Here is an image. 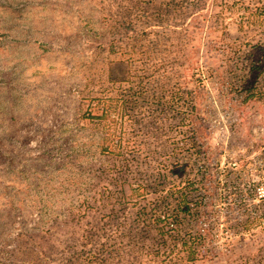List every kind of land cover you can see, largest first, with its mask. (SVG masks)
Masks as SVG:
<instances>
[{
    "label": "rangeland",
    "instance_id": "rangeland-1",
    "mask_svg": "<svg viewBox=\"0 0 264 264\" xmlns=\"http://www.w3.org/2000/svg\"><path fill=\"white\" fill-rule=\"evenodd\" d=\"M75 262L264 264V0H0V264Z\"/></svg>",
    "mask_w": 264,
    "mask_h": 264
},
{
    "label": "trees",
    "instance_id": "trees-1",
    "mask_svg": "<svg viewBox=\"0 0 264 264\" xmlns=\"http://www.w3.org/2000/svg\"><path fill=\"white\" fill-rule=\"evenodd\" d=\"M254 88L255 87H248V90H254ZM252 96V95H251ZM120 100H118L117 102V106H116V108L118 107V105H120V106H123V105H126L125 104V102L126 101H124V100H122V101H120ZM120 103V104H119ZM113 107H111L110 108V110H108V109H103L104 111H103V113H102V115H101V119H103V118H105V117H107L108 116V114L111 112V111H115L116 110V108L115 109H112ZM187 200H186V198L185 197H182V199L180 200V204H179V208H181L182 206H187ZM67 264H81L80 262H75V263H67Z\"/></svg>",
    "mask_w": 264,
    "mask_h": 264
}]
</instances>
